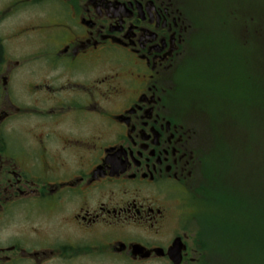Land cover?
<instances>
[{"label": "flooded vegetation", "instance_id": "obj_1", "mask_svg": "<svg viewBox=\"0 0 264 264\" xmlns=\"http://www.w3.org/2000/svg\"><path fill=\"white\" fill-rule=\"evenodd\" d=\"M251 2L0 0V264L215 263L180 202L264 131V17L205 6Z\"/></svg>", "mask_w": 264, "mask_h": 264}, {"label": "rangeland", "instance_id": "obj_2", "mask_svg": "<svg viewBox=\"0 0 264 264\" xmlns=\"http://www.w3.org/2000/svg\"><path fill=\"white\" fill-rule=\"evenodd\" d=\"M231 6H237L239 11H241L242 7H246V9L249 10L250 15L254 13L259 19L264 17V0H252L251 3L240 5L222 4L205 7H210L215 14L220 15L224 10L229 9ZM234 13L235 17L242 14L241 12ZM250 15L248 16L250 17ZM232 26L235 27L234 24H232ZM200 58L201 59H199L198 62H194L186 72L185 76L189 78L187 81L189 84L202 82L200 76L206 74L204 71L207 57H204L202 52V57ZM240 71H242L241 65ZM238 95L239 93L235 92L233 95L228 96L231 98L235 109L240 108V101L249 103L250 99L253 97V95L249 93L245 97ZM243 116L253 118V116L247 114H243ZM257 130L258 128L251 127L249 133H247L248 131H241L240 134H231L229 148L231 149L239 146L237 141H235L238 139L237 135L245 136L247 141L245 140L243 143H240V146L241 148L243 146V149H238V153H236L238 157H240V155L243 157V160L241 159V173L247 174L248 177L246 178L248 182L247 184H249V189L254 188L257 191L256 197L254 198L256 199L255 202H258L260 199L263 204L249 206L245 214L243 210H241V206L239 205L241 203L240 201H237V198H235L236 201L232 200V202L227 203L224 206H221L218 203L212 204L211 207L213 208L210 211L212 218L215 220H221L229 229H235L232 231L233 233H229L225 237H222L219 240H213V242L209 243L213 248V251L217 253L215 257L220 258L214 264H264V131L259 132ZM245 142H248V144ZM251 173H253L252 176ZM202 183H204V180H202L200 184ZM220 183L222 184V182ZM225 190H228L229 192H227V194L231 195L230 183L228 181ZM229 198L230 196L226 195L225 201H228ZM208 200V195L206 198L194 195L189 201L183 199L180 203L186 206V213L195 212L202 216H207V213L200 211V209L206 207L204 202H207ZM180 203H175V206L180 205ZM188 221L189 224L190 221L191 224L193 223L191 218H189ZM197 222L198 225H200L198 219Z\"/></svg>", "mask_w": 264, "mask_h": 264}, {"label": "trees", "instance_id": "obj_3", "mask_svg": "<svg viewBox=\"0 0 264 264\" xmlns=\"http://www.w3.org/2000/svg\"><path fill=\"white\" fill-rule=\"evenodd\" d=\"M246 14H249V10H246ZM252 15H255V14L253 13ZM245 140H246L245 136L239 135V138L237 141L239 146L231 148L226 154L223 155V153H221L219 154L221 156L217 157V159L220 160L221 175H217L216 177L219 180H221L220 182H222V180L224 179L225 180L222 182V184L219 182L217 183V186L214 187L215 193L219 195L220 199L218 203H221L220 204L221 206H224L227 203L232 202V200L236 201L235 198H237V201H240L241 203L239 205L241 206V210H243L244 214L247 211V208L249 206L251 205L254 206L255 204L262 203L260 199L258 202H255L256 199L254 198L256 197V195H253V192H255V190L252 193L250 192V190H248V184H247V178H246L248 176L247 174L241 173V170H242L241 161L243 160V157H241V155L240 157H238L236 153H238L237 152L238 149H243V146L241 148L240 143L241 142L243 143ZM245 143L248 144V142H245ZM252 174L253 173H251V175ZM227 181L230 183L231 195L227 194V192H229L228 190H225ZM198 193L202 195V197L206 198L208 190L206 187H202L198 191ZM226 195L230 196L228 201H225ZM206 204L208 203L206 202ZM203 212L207 213V216H200L201 221H203L201 224L202 227L200 230L203 231L205 235H203V233L202 234L200 233L199 234L200 238L202 236L206 237L207 235H209L210 231H215L217 233V237L219 240L222 237H225L226 235H228L229 233H233L232 231L235 230L234 228H231V229L227 228L224 222H222L221 220H215L214 218H212V215L210 214L209 210L208 211L205 210ZM209 225L212 226V228H210Z\"/></svg>", "mask_w": 264, "mask_h": 264}, {"label": "water", "instance_id": "obj_4", "mask_svg": "<svg viewBox=\"0 0 264 264\" xmlns=\"http://www.w3.org/2000/svg\"><path fill=\"white\" fill-rule=\"evenodd\" d=\"M176 245L174 244V247H175ZM172 259V261L175 263V264H178L179 263V261H180V257L178 258H171Z\"/></svg>", "mask_w": 264, "mask_h": 264}]
</instances>
